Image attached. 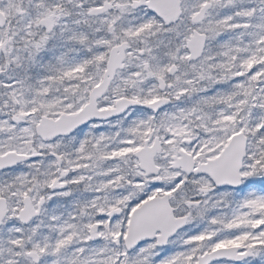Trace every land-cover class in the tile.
Masks as SVG:
<instances>
[{"label":"snow or ice","instance_id":"1","mask_svg":"<svg viewBox=\"0 0 264 264\" xmlns=\"http://www.w3.org/2000/svg\"><path fill=\"white\" fill-rule=\"evenodd\" d=\"M0 264H264V0H0Z\"/></svg>","mask_w":264,"mask_h":264}]
</instances>
